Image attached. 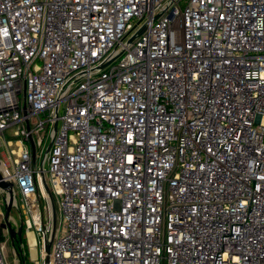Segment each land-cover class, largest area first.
<instances>
[{"label":"built area","instance_id":"built-area-1","mask_svg":"<svg viewBox=\"0 0 264 264\" xmlns=\"http://www.w3.org/2000/svg\"><path fill=\"white\" fill-rule=\"evenodd\" d=\"M0 137L34 264H264V0H0Z\"/></svg>","mask_w":264,"mask_h":264},{"label":"rangeland","instance_id":"rangeland-1","mask_svg":"<svg viewBox=\"0 0 264 264\" xmlns=\"http://www.w3.org/2000/svg\"><path fill=\"white\" fill-rule=\"evenodd\" d=\"M62 113H63V106L60 109V114H62ZM5 138L10 139L12 141L15 140V138L11 137L8 134V132L5 133ZM0 143H1V145H0V157L2 158V154L8 156L9 155V151H8L9 149L6 147L5 143L3 142L2 137H0ZM12 148L15 149L14 146ZM44 151H45V148H43L42 150L40 148H37V150H36V155H38V156L40 155L38 157V160H37V168L40 169V167L42 166V168L44 170V179L46 181V184H47L48 188L53 191V186L50 182V177H49V174L47 172L48 165H47V163L41 164ZM52 200H53L54 208H55V225H54L55 226V232H54V235H57V233L61 229L63 221H62V218H61L59 211H58L57 196H55V194L53 192H52ZM15 202L17 204L21 203V197L19 194H17L16 191H15ZM4 203H5V201L2 200V198L0 196V225H3V226H4V222H3L4 221L3 220ZM43 209H44L45 221H46L50 217V214H49L50 211H48L49 209L47 207V199H43ZM10 217H11V219H13V221H15L16 224H19V222L22 219L21 215L12 209L10 212ZM10 221H11V225H12V220H10ZM0 231H1V235H2V237H0V244L3 246L4 255H5L7 264H19V260H18L17 256L15 255V253H16L15 244H14V247L11 246L9 234L7 233V231H5V228L0 229ZM35 238L37 240H39L37 233H35ZM38 249H40V246L37 248V250ZM41 260H42L41 259V250H38V262H37V264H42ZM29 264H34V263L30 262Z\"/></svg>","mask_w":264,"mask_h":264},{"label":"water","instance_id":"water-1","mask_svg":"<svg viewBox=\"0 0 264 264\" xmlns=\"http://www.w3.org/2000/svg\"><path fill=\"white\" fill-rule=\"evenodd\" d=\"M50 145L51 144L49 143L44 154H46L48 152ZM40 170L41 171L43 170L42 166L40 167ZM40 179H41V182H42L44 189L46 191V194H47L50 216H51V220H52V225L54 226V224H55V208H54V203L52 200V195H51L49 188L46 185L43 174H41ZM0 190L5 191L8 194V199L4 203V216H3L4 221L3 222H4V228L8 231L11 246L14 247V243L22 242V238H21V236H22V222L21 221L19 222L17 229H14V227H12V225H11L10 212H11V209H12L14 203H15V188H14V185L12 183L3 180L1 173H0ZM52 233H53V231H51L49 237L44 239V241H43V245H42L43 247L42 248H43V253H44V258H43L44 264H48L49 254H50V242H51V238L53 235ZM16 256L19 260V264H24V262L19 258V254H18L17 250H16Z\"/></svg>","mask_w":264,"mask_h":264},{"label":"trees","instance_id":"trees-1","mask_svg":"<svg viewBox=\"0 0 264 264\" xmlns=\"http://www.w3.org/2000/svg\"><path fill=\"white\" fill-rule=\"evenodd\" d=\"M3 228H4V226L0 225V229H3ZM0 237H2L1 231H0ZM21 238H22L21 244L25 243V235L23 232H22ZM15 247H16L17 251L19 252L20 259L24 262V264H29L30 261L28 260L27 249L26 248L20 249V243H16Z\"/></svg>","mask_w":264,"mask_h":264},{"label":"bare ground","instance_id":"bare-ground-1","mask_svg":"<svg viewBox=\"0 0 264 264\" xmlns=\"http://www.w3.org/2000/svg\"><path fill=\"white\" fill-rule=\"evenodd\" d=\"M0 173L1 174L5 173V167L2 164H0ZM28 241H29L30 246H33L34 241H33L31 234H28ZM31 253H33V250H31Z\"/></svg>","mask_w":264,"mask_h":264},{"label":"crops","instance_id":"crops-1","mask_svg":"<svg viewBox=\"0 0 264 264\" xmlns=\"http://www.w3.org/2000/svg\"><path fill=\"white\" fill-rule=\"evenodd\" d=\"M3 155H4V154H3ZM3 155H2V156H3ZM0 196H1V195H0Z\"/></svg>","mask_w":264,"mask_h":264},{"label":"flooded vegetation","instance_id":"flooded-vegetation-1","mask_svg":"<svg viewBox=\"0 0 264 264\" xmlns=\"http://www.w3.org/2000/svg\"><path fill=\"white\" fill-rule=\"evenodd\" d=\"M16 243H18V242H16Z\"/></svg>","mask_w":264,"mask_h":264}]
</instances>
